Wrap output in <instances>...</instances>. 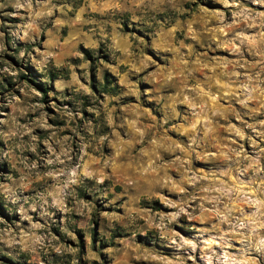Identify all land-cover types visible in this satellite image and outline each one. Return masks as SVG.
<instances>
[{
  "label": "clouds",
  "instance_id": "9594fccd",
  "mask_svg": "<svg viewBox=\"0 0 264 264\" xmlns=\"http://www.w3.org/2000/svg\"><path fill=\"white\" fill-rule=\"evenodd\" d=\"M56 260L264 264V0H0V264Z\"/></svg>",
  "mask_w": 264,
  "mask_h": 264
},
{
  "label": "rangeland",
  "instance_id": "374dc122",
  "mask_svg": "<svg viewBox=\"0 0 264 264\" xmlns=\"http://www.w3.org/2000/svg\"><path fill=\"white\" fill-rule=\"evenodd\" d=\"M23 80H24V82L30 83V81L27 80V77H24ZM4 87L5 88H9V85L7 84V82H5ZM101 89H102V91H104L105 93H107V84H106V82L103 83V84H101ZM93 236H94V229H93V231H90L88 233L89 243H91V241L93 239ZM69 246H72V245L69 243ZM53 264H59L58 260L53 261Z\"/></svg>",
  "mask_w": 264,
  "mask_h": 264
}]
</instances>
